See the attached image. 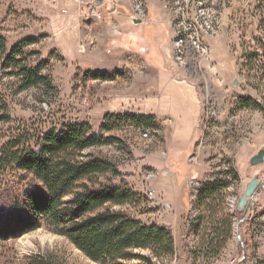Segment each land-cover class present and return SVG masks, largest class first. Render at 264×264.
<instances>
[{"label":"rangeland","instance_id":"374dc122","mask_svg":"<svg viewBox=\"0 0 264 264\" xmlns=\"http://www.w3.org/2000/svg\"><path fill=\"white\" fill-rule=\"evenodd\" d=\"M33 1L36 8L27 7L26 0H0V36L7 41L6 51L0 52V97L12 118L0 123V152L19 137L38 151L45 134L76 123H87L100 134L107 114L146 113L163 87L175 78L184 80L201 97L203 115L195 140L178 136L175 121L165 116L158 117L159 131L119 128L106 136L120 143L88 152L110 161L121 174L103 181H123L142 196L116 210L172 233L175 253L163 261L154 258L153 264L264 260V188L250 200L238 229L241 214L235 215L247 184L253 178L264 182V163L250 164L264 149V0ZM139 4L146 18L135 24L142 20ZM72 15L82 22L81 34L74 33ZM179 32L205 50L192 52L185 68L174 62ZM27 39L38 42L17 59L31 69L43 66L41 73L52 88L23 90L19 70L5 66L11 50ZM162 71L172 78H159ZM101 74L114 80L94 79ZM29 180L11 173L0 177V197L27 189ZM214 184L216 203L208 209L199 193ZM139 253L150 256L149 251ZM33 255L61 264H99L46 228L0 243V264H23Z\"/></svg>","mask_w":264,"mask_h":264},{"label":"trees","instance_id":"16d2710c","mask_svg":"<svg viewBox=\"0 0 264 264\" xmlns=\"http://www.w3.org/2000/svg\"><path fill=\"white\" fill-rule=\"evenodd\" d=\"M37 42L23 40L5 61L7 68L19 70L23 90L38 86L52 88L50 79L41 73L43 66L31 69L17 59L24 55L25 48ZM6 45V39L0 36L1 53L6 51ZM94 79L107 82L114 77L101 74ZM240 101L249 106L246 100ZM10 122L12 118L7 115L6 104L0 97V123ZM123 127L161 130L157 118L151 115L107 114L97 135L89 124L76 123L60 132L45 134L39 140L38 151L25 146L21 137L7 143L0 152V177L11 173L24 181L30 179L32 184L25 190L7 191L0 197V243L46 228L66 238L88 259L99 264H153L154 258L163 261L173 255L175 242L167 228L146 226L128 212L115 209L130 206L142 196L123 181L120 185L110 179L103 181L109 174L114 177L121 174L110 161L88 152L120 143L106 135ZM199 198L210 209L216 203V185L201 190ZM231 218L227 216L228 224ZM140 251H149L150 256L141 255ZM23 264L61 263L50 256L33 255ZM257 264H264V260Z\"/></svg>","mask_w":264,"mask_h":264},{"label":"crops","instance_id":"0c3cea01","mask_svg":"<svg viewBox=\"0 0 264 264\" xmlns=\"http://www.w3.org/2000/svg\"><path fill=\"white\" fill-rule=\"evenodd\" d=\"M20 1L22 2V0ZM26 5L27 7L34 6L36 8L33 0L30 2L26 0ZM55 7L58 8L57 5ZM70 14L72 13L70 12ZM71 19V23L74 25V33L81 34L82 22L80 18L72 15ZM162 74L165 75L162 76ZM159 78L171 79L172 75L168 71H162ZM156 100V105H153L154 108L149 109L146 113L132 111L131 114L151 115L156 117L157 121L159 118L168 116L169 119L175 121L176 134L178 136L185 137L191 141L195 140L203 115L201 97L196 87L184 80L181 81L175 78L169 85L163 87L159 98Z\"/></svg>","mask_w":264,"mask_h":264},{"label":"water","instance_id":"95a60500","mask_svg":"<svg viewBox=\"0 0 264 264\" xmlns=\"http://www.w3.org/2000/svg\"><path fill=\"white\" fill-rule=\"evenodd\" d=\"M103 3L102 0H97V4L101 5ZM142 21L141 20H135V24H141ZM235 86H238V83L235 82L234 83ZM264 163V149L260 150L258 152V154L256 156H254L251 161L250 164L252 167L258 166L260 164ZM264 188V182L259 181L257 178H253L251 180L250 183L247 184L246 186V191L245 193L241 196L240 201L238 203L237 206V212L241 214V217L239 220L236 221V228L238 229L240 224L243 223L247 217V213L249 210V206H250V200L253 199L255 197V195L257 194V192L261 189ZM238 241L239 244L241 245V247L244 249V245L242 243L241 237L238 235ZM245 259V251L243 254V258L242 261ZM241 261V262H242Z\"/></svg>","mask_w":264,"mask_h":264},{"label":"built area","instance_id":"2783aa9c","mask_svg":"<svg viewBox=\"0 0 264 264\" xmlns=\"http://www.w3.org/2000/svg\"><path fill=\"white\" fill-rule=\"evenodd\" d=\"M137 11L139 13V18H141V21H144V19L146 18V11L143 8L142 4H139V6L137 7ZM94 19H98L100 18V14L97 11H93V16ZM191 42H187V40L181 35V33H178V36L176 38V42H175V64L181 68H185L187 66V62L189 59V56L191 55L192 52H205L204 49H202L201 44L199 43L198 40H192V38H190ZM142 133V131L140 132ZM144 133V132H143ZM147 134L145 133L144 136H146ZM150 197L154 196V191L151 190L149 192Z\"/></svg>","mask_w":264,"mask_h":264},{"label":"bare ground","instance_id":"6f19581e","mask_svg":"<svg viewBox=\"0 0 264 264\" xmlns=\"http://www.w3.org/2000/svg\"><path fill=\"white\" fill-rule=\"evenodd\" d=\"M237 227V226H236Z\"/></svg>","mask_w":264,"mask_h":264}]
</instances>
